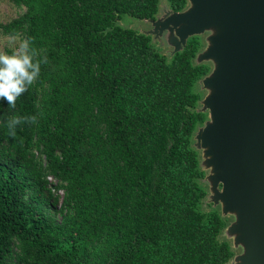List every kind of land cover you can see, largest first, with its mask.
I'll return each instance as SVG.
<instances>
[{
	"label": "trees",
	"instance_id": "1",
	"mask_svg": "<svg viewBox=\"0 0 264 264\" xmlns=\"http://www.w3.org/2000/svg\"><path fill=\"white\" fill-rule=\"evenodd\" d=\"M7 1L23 11L0 30L47 63L14 108L0 99V264H231L227 217L203 209L200 35L168 59L117 23L160 0Z\"/></svg>",
	"mask_w": 264,
	"mask_h": 264
},
{
	"label": "water",
	"instance_id": "2",
	"mask_svg": "<svg viewBox=\"0 0 264 264\" xmlns=\"http://www.w3.org/2000/svg\"><path fill=\"white\" fill-rule=\"evenodd\" d=\"M149 21L171 30L176 51L189 36L212 31L196 55L212 70L200 80L209 89L201 101L209 120L195 147L202 168H211L204 179L221 187V214L234 215L229 233L243 251L231 264H264V0H188L186 9Z\"/></svg>",
	"mask_w": 264,
	"mask_h": 264
},
{
	"label": "rangeland",
	"instance_id": "3",
	"mask_svg": "<svg viewBox=\"0 0 264 264\" xmlns=\"http://www.w3.org/2000/svg\"><path fill=\"white\" fill-rule=\"evenodd\" d=\"M169 10L170 9H169L167 0H160L158 4L157 18H164L167 15ZM22 11H23V8L15 6L14 4H12L11 2L7 0H0V22H6L14 18L18 14H20ZM117 23L124 27H130L133 29H137L141 32L148 33L151 36L152 44L154 45V47L158 51L163 53L168 59L171 58L172 55L176 51V46H175L176 44L171 40L172 33L170 29L161 28V27L157 28L155 27V25H153L151 21L146 20V19H140V18L134 17L129 14L121 15V18L117 21ZM211 35H212V31L210 30H205V32L200 34V37L204 42V47L209 42V37ZM7 37H9V35L2 33V31L0 30V48H2L4 51L9 52L11 51V49L6 44ZM194 62L199 63L201 61H198V58L196 57L194 59ZM197 88H199L205 95L209 93V89L202 88L200 82ZM202 160H204L203 157H202ZM205 170H206V175L208 176L211 173V168L205 167ZM203 183L207 187V195L203 202V209L207 210L210 207H215V208H219L221 211L222 205L220 201L217 199V193L221 189L220 185H218L217 187H214L212 182H210L208 178L204 179ZM224 216L227 217L228 225L222 231L221 238H224L230 241L233 247L234 235L229 233L231 231H229L230 228H228V226L232 222H234V215L227 213ZM233 248L236 254H239L240 252L243 251L242 246L233 247ZM232 261L234 262L233 259Z\"/></svg>",
	"mask_w": 264,
	"mask_h": 264
},
{
	"label": "clouds",
	"instance_id": "4",
	"mask_svg": "<svg viewBox=\"0 0 264 264\" xmlns=\"http://www.w3.org/2000/svg\"><path fill=\"white\" fill-rule=\"evenodd\" d=\"M10 52L0 48V99H5L9 106L15 107L16 101L40 75V66L47 63V58H38L39 53L32 45V38L10 35L6 40ZM34 124L36 116H13L7 122L9 135H16V127L23 123Z\"/></svg>",
	"mask_w": 264,
	"mask_h": 264
},
{
	"label": "built area",
	"instance_id": "5",
	"mask_svg": "<svg viewBox=\"0 0 264 264\" xmlns=\"http://www.w3.org/2000/svg\"><path fill=\"white\" fill-rule=\"evenodd\" d=\"M49 180H53L51 177L49 178ZM55 182V180H53Z\"/></svg>",
	"mask_w": 264,
	"mask_h": 264
},
{
	"label": "flooded vegetation",
	"instance_id": "6",
	"mask_svg": "<svg viewBox=\"0 0 264 264\" xmlns=\"http://www.w3.org/2000/svg\"><path fill=\"white\" fill-rule=\"evenodd\" d=\"M156 18H157V16H156Z\"/></svg>",
	"mask_w": 264,
	"mask_h": 264
}]
</instances>
